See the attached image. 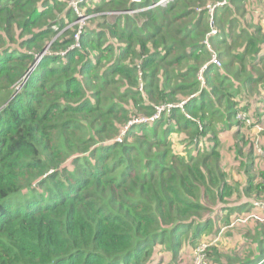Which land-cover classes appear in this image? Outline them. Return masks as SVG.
Instances as JSON below:
<instances>
[{"label":"trees","instance_id":"trees-1","mask_svg":"<svg viewBox=\"0 0 264 264\" xmlns=\"http://www.w3.org/2000/svg\"><path fill=\"white\" fill-rule=\"evenodd\" d=\"M71 1L0 0V264L177 262L207 228L251 225L239 216L264 197V101L249 68L264 37L211 35L220 0H88L85 15L121 14L76 40ZM238 1L214 19L234 8V22ZM206 39L230 59L203 72ZM255 230L243 264L264 258Z\"/></svg>","mask_w":264,"mask_h":264},{"label":"rangeland","instance_id":"rangeland-1","mask_svg":"<svg viewBox=\"0 0 264 264\" xmlns=\"http://www.w3.org/2000/svg\"><path fill=\"white\" fill-rule=\"evenodd\" d=\"M136 1H141V0H136ZM159 1H157V2H159ZM206 2H207V0H204L203 2L201 0L197 4L198 5H204V3H206ZM170 3H171V1H170ZM164 4H166V3H164ZM167 4H169V3H167ZM160 5L162 6L163 4H159V6ZM86 7L87 6L78 7V8L75 7V9L73 8L76 11L78 17L75 18V20L72 21V23H69L67 25V27H75L77 24L79 25V31H78V34L76 35V40L80 39V33H81L82 29L85 27L87 21H90L93 24V26H98L99 25V21H98L99 18H96V20L91 19V18L97 17L99 14H105V15L107 14L106 21H108L110 23H114V21L116 19V16L121 14V11H107V12L105 11V12H93L91 14L85 15L84 12H86V10H87ZM233 9L230 10V11H228V10L223 11V18L217 19V17H216L213 21H214V26L215 27H218L219 29H221V31L224 30L226 34L229 33V35H230V33H231L232 36H226V37H228V38L229 37H231V38L232 37L233 38L236 37V39H237L238 38V34L237 33H238V30L241 29V25H238L237 21H234V22L230 23L231 14H232ZM220 10H218L216 12V14L218 12H220ZM130 12L132 14H134L135 16L138 15V14H136V11L135 12L134 11H130ZM197 13H196V16H197ZM240 13H241V11L235 12L236 18H237V16L241 17ZM206 17H207V22L210 23L211 22V18H210L208 13H206ZM244 19H245V17H244ZM143 20H144L143 18L139 17L138 18V23L141 24L142 23L141 21H143ZM234 33H235V35H234ZM61 34H62V31L57 33L54 36V40L57 39L58 37H60ZM245 39L246 38L243 37L240 40V43H239L238 47L243 45ZM205 43L209 44V46H210V48L208 46L209 49H214L215 53L218 55L219 59L221 60V65L218 66V68L223 67L224 64L226 63V59H230L229 53L224 48L225 45L223 44V45H219L220 47L219 46L217 47L216 44L213 43L212 47H211L210 41L208 39H206ZM75 46L79 47V44L76 42L73 45V47H75ZM48 47H49V45L46 47V50L48 49ZM220 48H222V49H220ZM46 50L44 52H46ZM219 53H220V55L222 54L221 57H220ZM233 68H235V65H233ZM202 71H203V67H202ZM20 89H21V86L17 89V91H19ZM159 108L161 109V108H164V107H159ZM159 114L160 113H157V115L155 117H157ZM142 120L143 121H147L149 119H136L134 121H142ZM151 120H154V117H152ZM133 123H138V122H133ZM258 140L261 141V137ZM178 147L182 148L183 144L178 145ZM14 205H16V204H14ZM256 215H258V213L257 214L253 213V212H250V213H247V214L240 213V216H239L240 218H247L249 220H251L250 218H252V220H253L252 224L251 225L244 224V223L242 224V222H240L238 224H233V225H231L229 227H225L224 226L222 228V230L218 234H216L215 237H211L213 235V233H215L217 231V230H215V232H212L214 228H210L209 227V228L206 229L205 232H203L204 233L203 236H202L203 239H206L207 241H209L211 243V245L209 246V251H211V252L208 253V258L212 261V262H210L211 264H216L213 261L215 259L214 254H213V252H215V250L218 251V253L220 254V257L222 259L227 260L228 264H230L229 261L231 263H234V264H243L244 262H247L248 260H250L253 257H255L254 255L256 254V252H258V250L256 249L257 246L254 245V244L253 245H248L246 242H247V240H249V242L255 240L253 238L255 235H252V233H255V231H256L255 229H264V225L260 224L263 221L258 219L256 217ZM257 224H259V225H257ZM211 239H213V240L211 241ZM197 243H195V245ZM198 244L196 245V247L198 246ZM157 247L160 248L159 245ZM185 250H186V246L183 248L182 251H185ZM231 252L232 253H237V254H231ZM159 256H160V254H159ZM226 256H228L227 259H226ZM192 259H193V253H192L191 256L186 257L185 260H181L179 263L180 264H191L192 261H193ZM163 264H166V262H164ZM218 264H220V263H218Z\"/></svg>","mask_w":264,"mask_h":264},{"label":"crops","instance_id":"crops-1","mask_svg":"<svg viewBox=\"0 0 264 264\" xmlns=\"http://www.w3.org/2000/svg\"><path fill=\"white\" fill-rule=\"evenodd\" d=\"M239 5L244 4L246 7V12L244 14H241L243 12V9H240L239 11H241V17L237 16L236 18V14L233 17V19L236 18L238 25H241V27H245L248 31V34L250 36H259L260 39H262V37H264V0H240L238 1ZM238 11V12H239ZM245 17V19H244ZM240 30V29H239ZM238 30V32H239ZM235 35V33H234ZM233 35V36H234ZM233 38V37H232ZM254 63H258L260 65H262L260 68L251 71V69L249 68L250 72H253V79H254V90H253V94H255L254 96L256 100L254 107H261L260 103H262V101H264V40L260 42L259 44V52L257 53L256 58L253 60ZM237 64V62H235ZM261 98V99H260ZM264 106H262L261 110L262 113H260V115L264 114ZM264 118V115H263ZM258 128V129H257ZM255 128V132L256 134H260L261 132L263 133L264 131H260L262 129V127H257ZM254 132V131H253ZM230 136V140L228 138L225 139V145L227 148H231V146L233 145V141L234 138L232 135ZM258 149H261L260 144H257ZM260 151V150H259ZM194 248H190L186 251H182L181 253V258L177 261V262H172L171 261V257L168 255L163 256L164 259L163 261L159 260L158 264H163L164 262H166V264H180L179 262L183 259L185 260L186 257H189L192 255ZM183 250V249H182ZM263 259L259 260L258 264H263ZM229 263H231L229 261ZM218 264V263H216ZM220 264H228L227 260H222L220 262Z\"/></svg>","mask_w":264,"mask_h":264},{"label":"built area","instance_id":"built-area-1","mask_svg":"<svg viewBox=\"0 0 264 264\" xmlns=\"http://www.w3.org/2000/svg\"><path fill=\"white\" fill-rule=\"evenodd\" d=\"M87 1L88 0H72L70 4H71V7H73L75 9V7L78 8V7H80L81 4H83ZM170 1L172 2L173 0H160L159 2H156L155 4L151 5L150 7L146 8V9L153 8L154 6H157L159 4H164V3L167 4V3H170ZM228 4H229V0H220L216 3L208 4L206 6L208 14L211 18V24H212L211 35H215L218 33V30L215 28L214 21H213L216 11L219 8L225 7ZM77 43L80 45L79 41H77ZM207 45L209 46L208 43H207ZM209 48H210V46H209ZM210 65H215V66L221 65V60L219 59V57L216 53H214L211 60L203 66V72L206 71ZM199 78L203 81L202 76H200ZM169 106L171 107V105H169ZM166 108H168V107L161 108L159 113H161V111L165 110ZM240 117L245 118V115L243 114ZM135 122H139V121H135ZM250 212H253L256 214L258 213L259 216L256 215V217L264 222V197L251 201V206L249 207V212H247V213H250ZM247 213H245V214H247ZM240 220L245 222L249 219L242 218ZM210 245H211V243L209 241H207L206 239L202 240L198 244V246L194 249L193 259H192L193 261L191 264H210L209 260H208V249H209Z\"/></svg>","mask_w":264,"mask_h":264},{"label":"water","instance_id":"water-1","mask_svg":"<svg viewBox=\"0 0 264 264\" xmlns=\"http://www.w3.org/2000/svg\"><path fill=\"white\" fill-rule=\"evenodd\" d=\"M44 51L40 54V56L38 57V61L40 60V58L42 57Z\"/></svg>","mask_w":264,"mask_h":264}]
</instances>
